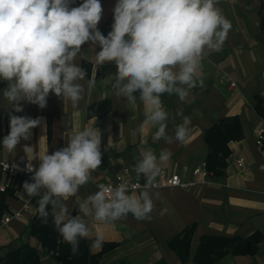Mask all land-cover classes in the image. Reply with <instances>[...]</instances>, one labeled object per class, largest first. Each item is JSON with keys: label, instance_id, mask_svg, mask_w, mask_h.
<instances>
[{"label": "crops", "instance_id": "crops-1", "mask_svg": "<svg viewBox=\"0 0 264 264\" xmlns=\"http://www.w3.org/2000/svg\"><path fill=\"white\" fill-rule=\"evenodd\" d=\"M103 7L102 19L98 25L103 35L111 31L112 20L109 11L114 9L117 0H100ZM82 0H75L72 6H79ZM232 24L228 38L220 50L205 49L202 69L197 73L203 86L190 90L185 100L164 94L162 101L169 112L167 133L174 137L177 125L189 117V134L183 143L174 141L167 144L154 140L156 131L151 125L142 126L144 105L117 98L111 87L117 71L114 62L97 65L96 52L99 46L89 43L82 45V54L77 63L89 67L86 79H95V87L86 86L84 99L73 108L50 93L47 105L21 102L22 112H14L2 97L7 82L0 80V160L17 161L22 166L32 162L36 167L39 156L66 146L68 138L77 130L94 126L101 130L102 143L114 144L116 151L110 153L99 169L91 174L88 184L82 186L75 197L66 201L72 215L78 214L79 202L97 191L96 184L113 178L123 166L134 169L140 159V152L152 148L159 155L160 149H168L170 160L162 164V170L179 174L183 180L194 179L193 170L207 160L210 149L205 142V133L220 120L238 117L242 137L228 143L229 156L225 174L216 177L212 172L210 182L205 185L183 189H153L154 211L150 220L138 221L131 214L113 224L88 219V225L95 238L98 232L104 235L102 248H88L94 255L102 253L98 264H199L193 257L200 240L204 236H238L242 239L261 235L255 255H233L224 251V257L216 264H264V150L256 144V134L263 119L255 112V96L264 97V0H219L218 5ZM228 74L238 84L231 90L221 80ZM139 98V92L134 93ZM29 116L33 119L43 117L42 126L31 130L29 140H21L16 150L9 153L2 146L8 135L9 113ZM180 112L182 115H177ZM29 146L24 151L25 146ZM245 157L246 162L240 163ZM32 175L19 173L8 189L13 194L6 197L9 212L22 210L23 217L15 218L0 231V255L15 250L23 243L42 249L38 240L29 234V226L37 213L38 197H28L23 190L25 181L33 182ZM5 178L1 174V183ZM7 189V190H8ZM6 190V191H7ZM15 191L24 197L19 198ZM31 199L30 207L23 209L24 200ZM168 211L162 214L163 209ZM196 225L191 244V258L182 262L170 249L168 242L180 235L186 228ZM39 243L40 247L38 246ZM107 246V251H103ZM42 264H59L52 254H41Z\"/></svg>", "mask_w": 264, "mask_h": 264}, {"label": "clouds", "instance_id": "clouds-1", "mask_svg": "<svg viewBox=\"0 0 264 264\" xmlns=\"http://www.w3.org/2000/svg\"><path fill=\"white\" fill-rule=\"evenodd\" d=\"M0 0V80L7 82L2 97L14 112H22L21 102L44 109L50 93L73 108L84 99L86 86L95 87V79H86L87 70L77 63L82 45L99 46L96 63L116 65L111 87L117 98L139 100L145 108L142 126L156 129L154 140L167 144L183 143L189 134V117L168 135L169 112L162 96L175 95L181 101L190 90L203 86L197 73L202 69L205 49L220 50L232 29L219 0H117L113 24L107 36L98 25L103 7L100 0ZM139 92V98L134 93ZM177 115H182L178 112ZM43 117L31 118L9 113L10 131L2 140L9 153L20 141L29 140L31 130L42 126ZM101 130L94 126L75 131L66 146L39 156L36 167L29 161L25 169L34 173L23 183L28 197H38L37 212L43 223H52L76 255L82 239L100 249L104 235L92 237L88 219L113 224L131 214L136 220H150L154 211L153 192L162 164L171 151L141 150L133 171L145 182H121L115 186L100 183L97 191L79 202L72 215L66 201L89 183L91 174L102 164ZM29 146L24 147L27 151ZM8 168V164L5 165ZM165 208L162 214L167 212Z\"/></svg>", "mask_w": 264, "mask_h": 264}, {"label": "trees", "instance_id": "trees-1", "mask_svg": "<svg viewBox=\"0 0 264 264\" xmlns=\"http://www.w3.org/2000/svg\"><path fill=\"white\" fill-rule=\"evenodd\" d=\"M85 69L89 72V67ZM254 110L264 120V97L255 96ZM242 137L241 123L238 117L225 118L213 125L205 133V142L210 153L207 157L208 170L216 177L225 174L227 157L229 156L228 143ZM1 183V173H0ZM13 194V189L6 192L0 191V220L9 213L6 197ZM196 225L186 228L180 235L168 242L182 262L191 258L190 250ZM29 234L38 240L42 249H37L29 243H23L15 250H10L5 255H0V264H42L41 254L43 252L52 254L59 264H98L102 253L94 255L88 248L86 239H82L79 245V252L73 255L71 246L67 244L55 229L52 218L43 223L38 212L32 219L29 226ZM262 241L261 235H254L247 239L238 236H204L193 257L199 264H216L224 257V251L233 255H255L258 250V243ZM107 246L103 251H107ZM160 264H166L161 262Z\"/></svg>", "mask_w": 264, "mask_h": 264}, {"label": "built area", "instance_id": "built-area-1", "mask_svg": "<svg viewBox=\"0 0 264 264\" xmlns=\"http://www.w3.org/2000/svg\"><path fill=\"white\" fill-rule=\"evenodd\" d=\"M114 22V21H113ZM113 24V23H112ZM221 80L228 85L231 90H237L238 84L235 82L228 74L221 75ZM256 144L257 146L264 150V120L261 126L257 130L256 134ZM116 146L114 144H105L101 147L102 152V162L106 159V157L116 151ZM246 162V158H240V163L244 164ZM8 164V168H5V165ZM13 165H19L20 169H25V165L19 164L17 161H4L0 160V173L4 176L5 180L2 182L0 186L1 192H6V190L11 187L14 183V179L19 173H24L26 175H34V173L27 172L26 170L16 171L13 168ZM194 179L186 181L179 174H171L167 170H162L161 174L157 177V187L155 189H163V188H183L189 189L193 187H197L200 185H205L210 182L211 172L208 170V165L206 161H203L199 166L194 168L193 170ZM121 182H129V183H140L143 184L145 182L143 176L136 177L133 168L130 166H123L116 174H114L113 178L108 181L100 182L103 184H111L113 186L121 183ZM98 183V184H100ZM96 184V186L98 185ZM19 198H24L20 191H15ZM31 199L24 200L23 209H27L30 207ZM23 217L22 210H15L9 213H6L2 219L0 220V231L8 226L13 219Z\"/></svg>", "mask_w": 264, "mask_h": 264}, {"label": "rangeland", "instance_id": "rangeland-1", "mask_svg": "<svg viewBox=\"0 0 264 264\" xmlns=\"http://www.w3.org/2000/svg\"><path fill=\"white\" fill-rule=\"evenodd\" d=\"M109 20H112V23H113V10L111 9L109 12ZM38 246L40 247L39 243L37 242Z\"/></svg>", "mask_w": 264, "mask_h": 264}]
</instances>
